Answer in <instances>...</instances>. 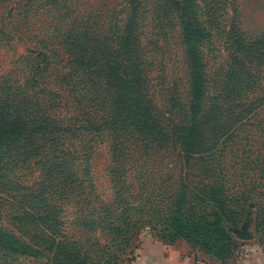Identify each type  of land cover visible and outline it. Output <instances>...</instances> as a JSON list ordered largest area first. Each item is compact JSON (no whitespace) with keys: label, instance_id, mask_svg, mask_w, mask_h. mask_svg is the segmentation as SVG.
<instances>
[{"label":"trees","instance_id":"1","mask_svg":"<svg viewBox=\"0 0 264 264\" xmlns=\"http://www.w3.org/2000/svg\"><path fill=\"white\" fill-rule=\"evenodd\" d=\"M180 19L186 92L149 47L166 35L133 29V14L109 32L113 54L94 34L62 35L71 59L60 90L41 82V51L0 66V264H127L145 230L226 264L246 222L264 248V34L228 22L225 56L210 64L216 18L206 29ZM2 22L0 51L14 52ZM102 143L106 196L92 170Z\"/></svg>","mask_w":264,"mask_h":264},{"label":"rangeland","instance_id":"2","mask_svg":"<svg viewBox=\"0 0 264 264\" xmlns=\"http://www.w3.org/2000/svg\"><path fill=\"white\" fill-rule=\"evenodd\" d=\"M184 13L195 16L204 29L209 26V17L216 18L209 44L212 51L210 64L225 56L221 37V33L227 30L225 24L232 22L234 31L239 29L251 36L264 34V0H0L3 33L14 37L15 41L14 52L0 51V66L6 68L13 57L23 54V50L41 51L50 57L41 82L60 90L64 76L62 66L71 59L62 35L72 31L94 34V46L101 52L110 51L113 54L117 49V40H108V34L112 30L123 31L133 14V29L151 35H166L164 39L151 37L154 46L149 47L162 56L166 73L181 82V91L186 92L187 72L179 40L180 17ZM257 137V143L264 142L260 139V133ZM108 160L107 145L99 144L94 151L92 170L97 189L104 196L109 188L105 177ZM19 175L28 187L36 185L37 173L32 167L20 170ZM234 236L238 256L226 264H264V248L259 244L260 238L254 233L253 224L243 223L234 229ZM155 240L161 241L154 233L147 230L142 232L138 243H133L130 256L133 259L127 264L134 263L146 244ZM175 243L165 245L173 246ZM184 243L188 247L187 252L198 261L220 264Z\"/></svg>","mask_w":264,"mask_h":264},{"label":"crops","instance_id":"3","mask_svg":"<svg viewBox=\"0 0 264 264\" xmlns=\"http://www.w3.org/2000/svg\"><path fill=\"white\" fill-rule=\"evenodd\" d=\"M187 248L183 241H177L173 246H167L158 240L150 241L132 264H206L188 253Z\"/></svg>","mask_w":264,"mask_h":264},{"label":"water","instance_id":"4","mask_svg":"<svg viewBox=\"0 0 264 264\" xmlns=\"http://www.w3.org/2000/svg\"><path fill=\"white\" fill-rule=\"evenodd\" d=\"M246 237H242V239H245Z\"/></svg>","mask_w":264,"mask_h":264}]
</instances>
